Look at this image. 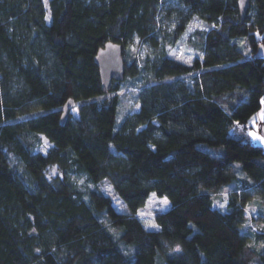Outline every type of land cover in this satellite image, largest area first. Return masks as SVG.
I'll return each instance as SVG.
<instances>
[{
  "label": "trees",
  "instance_id": "obj_1",
  "mask_svg": "<svg viewBox=\"0 0 264 264\" xmlns=\"http://www.w3.org/2000/svg\"><path fill=\"white\" fill-rule=\"evenodd\" d=\"M193 19L186 63L170 53ZM108 41L126 73L105 91ZM261 45L264 0L244 21L238 0H0V264H264V224L244 230L264 198V147L246 132L264 115ZM129 80L140 108L120 116ZM153 193L170 202L158 230L137 216Z\"/></svg>",
  "mask_w": 264,
  "mask_h": 264
},
{
  "label": "rangeland",
  "instance_id": "obj_2",
  "mask_svg": "<svg viewBox=\"0 0 264 264\" xmlns=\"http://www.w3.org/2000/svg\"><path fill=\"white\" fill-rule=\"evenodd\" d=\"M204 23L200 19H193L188 31L185 35L177 42L176 46L171 50V56L184 61L186 63H191L193 58L197 54V51L188 43V35L196 28H204ZM139 44L138 40L131 42L129 52L132 54L138 53ZM141 55L150 51V47L147 44H144L140 49ZM137 85L132 84V81H125L121 90L119 91V95L121 96V104H120V116H124L128 113H133L140 108V104L134 98V92L138 89ZM73 107V106H72ZM72 111V110H71ZM73 111L76 112L75 109ZM263 112H259L253 116V118L249 121L250 128L246 130L249 133H255L261 139H254L251 135H249L250 139L256 144L264 147V136L260 131V127L264 122V118H262ZM53 143H51L45 136H42V144L37 148V151L42 153H47L52 147ZM238 166H241L240 163H237ZM53 175L56 174V171L53 170ZM80 183H84V179H79ZM100 188L103 192L108 195H111L114 201V204L118 209L124 211L127 209L126 204L123 200L115 194L114 189L108 182H103L100 185ZM215 197V207L221 211H226L229 202V191L228 189H220L218 191L212 192ZM166 197L157 196L155 193L151 194L145 205L138 211L137 216L142 221L143 225L150 230H158L159 224L157 223L156 216L169 209L170 202L167 199V204L163 203ZM254 204H247V211L249 214V219L244 226V230L248 232L250 229L253 231L259 230L264 224V198L261 196L252 197L251 200ZM258 201L261 203L262 207H259L255 202ZM155 225L156 227H152ZM251 244L255 245V241L253 239L250 240ZM257 247H261V244H256Z\"/></svg>",
  "mask_w": 264,
  "mask_h": 264
},
{
  "label": "water",
  "instance_id": "obj_3",
  "mask_svg": "<svg viewBox=\"0 0 264 264\" xmlns=\"http://www.w3.org/2000/svg\"><path fill=\"white\" fill-rule=\"evenodd\" d=\"M253 0H238V8L241 20L247 16L248 10ZM257 57H264V45L259 47ZM96 63L100 68L103 89L110 91L114 81H122L126 73V65L123 57V47L118 43L108 41L105 46L99 49L96 57ZM75 104L74 99H69L63 109L61 123L64 124ZM260 131L264 136V124L261 125Z\"/></svg>",
  "mask_w": 264,
  "mask_h": 264
},
{
  "label": "snow or ice",
  "instance_id": "obj_4",
  "mask_svg": "<svg viewBox=\"0 0 264 264\" xmlns=\"http://www.w3.org/2000/svg\"><path fill=\"white\" fill-rule=\"evenodd\" d=\"M261 103H264V100L261 101ZM262 118H264V116H262ZM249 135H251L254 139H261L259 136H257L255 133H249ZM163 203L167 204V199L165 198V200L163 201ZM152 227H156L155 225H152Z\"/></svg>",
  "mask_w": 264,
  "mask_h": 264
},
{
  "label": "built area",
  "instance_id": "obj_5",
  "mask_svg": "<svg viewBox=\"0 0 264 264\" xmlns=\"http://www.w3.org/2000/svg\"><path fill=\"white\" fill-rule=\"evenodd\" d=\"M240 126H243L242 124Z\"/></svg>",
  "mask_w": 264,
  "mask_h": 264
}]
</instances>
